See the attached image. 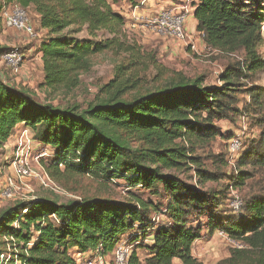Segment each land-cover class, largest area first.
I'll return each instance as SVG.
<instances>
[{
	"label": "trees",
	"instance_id": "1",
	"mask_svg": "<svg viewBox=\"0 0 264 264\" xmlns=\"http://www.w3.org/2000/svg\"><path fill=\"white\" fill-rule=\"evenodd\" d=\"M126 2L136 6L138 0ZM2 3L32 8L40 29L46 31L38 48L43 70L40 88L75 89L79 76L90 71L92 58L106 51L119 49L136 57L132 47L116 40L124 18L108 0ZM191 7L195 32L205 46L239 57L220 74V85H205L201 77L190 79L177 72L162 86L140 92L135 81L128 84L134 72L122 63L116 85L106 84L102 97L85 107H60L38 100L25 87L0 81V149L16 126L23 124L34 141L53 150L50 163L43 164L52 180L78 174L104 183L122 181L128 189L122 200L112 194L67 201L47 197L0 209V254L9 245L23 264H76V255L98 248L100 254L110 255L126 235L133 244L152 238L150 244H136L147 253L144 264H173V260L202 264L192 255L193 243L202 238V230L210 236L222 230L243 247L230 248L220 264H264V190L242 204L239 217L216 214L217 193L201 186L224 179L240 188L251 174L240 170L221 178L196 155L198 148L219 134L216 122L240 113L235 105L243 87L241 79L264 70L258 53L263 44L264 0H192ZM83 30L88 38L80 39L76 35ZM99 32L110 37L96 41ZM6 50L0 48V53ZM126 71L129 75L124 77ZM130 91L135 95L127 97ZM245 91L253 104L264 108L260 87ZM263 153L264 131L246 157L251 165H264ZM220 164L225 167L227 162ZM189 171L198 179L194 185L181 176ZM132 189L162 197L164 206L143 199L141 193L128 192ZM151 212L163 219L151 221ZM8 264H14L13 260ZM129 264H142L134 250Z\"/></svg>",
	"mask_w": 264,
	"mask_h": 264
},
{
	"label": "rangeland",
	"instance_id": "2",
	"mask_svg": "<svg viewBox=\"0 0 264 264\" xmlns=\"http://www.w3.org/2000/svg\"><path fill=\"white\" fill-rule=\"evenodd\" d=\"M108 2L112 9L124 18V24L116 35V40L121 42L123 47H132L136 57H131L130 54L124 53L119 49L95 55L92 58L90 71L79 76V85L71 91H50L40 88L41 74H39L37 67L31 66L29 68L26 65L28 58L25 61V67L27 66L29 69L23 68L26 73L24 75L22 70L18 77V83L15 81L14 76H7V79H10L9 81L12 80L13 84L18 87H25L31 90L33 95L40 101H47L60 107L71 104L85 107L89 102L103 96L106 84L116 85L122 70L119 69V66L122 63L127 64L134 72L128 84L130 85L135 81L140 87L138 91L141 92L151 91L162 86L166 78L177 72L190 79L201 77L205 85L217 86L220 85L218 81L220 74L229 63L239 61V57L228 56L210 50L196 33L191 36L192 40L180 43L162 38L152 32L150 20L155 14L175 6L187 11V15L190 17L192 0H153L150 2L138 0L136 6L130 5L126 0H108ZM27 12L39 36L34 39H27L17 31L5 30L0 27V48H6L7 50L17 48L28 57L29 54L37 51L41 42L45 40L46 33L40 29L38 24L39 17L34 10L27 8ZM188 27L191 28L190 24ZM262 30L263 44L258 53L260 58L264 60V28ZM76 36L80 39L88 38L85 30ZM109 37L107 33L99 32L95 40L102 41ZM32 69L36 71H32ZM122 75L127 77L129 72L126 71ZM24 77L25 79H22ZM240 84L243 87L240 89L241 93L237 95L235 105L240 110V113L231 116L229 120L216 122L215 126L218 128L219 134L196 151V155L201 158L203 166L209 172L217 174L221 178L235 176L236 171L240 170L248 171L251 174V178L240 188H233L231 186L232 182L230 183V181L228 182L224 179L208 181L201 186L206 192L217 193L219 208L216 210V214L219 213L223 217H239L241 215V208L237 213H234L231 208V202L235 198L238 197L242 207V204L251 196L257 195L264 190V165H251V159L246 157L251 148L260 141L261 133L264 131V108L253 104L248 95L244 94L245 90L252 86L260 87L264 92V70L251 79L242 78ZM133 95H135V91H130L126 96L130 97ZM262 98H264V93ZM21 133L22 131L19 129L14 134L13 139L10 142L6 141L0 149V168L13 159L18 150L16 142ZM233 137H239L242 148L238 155L231 157L228 154L227 143ZM38 148L40 147L36 146L28 150V155L34 157ZM44 148H47L48 156L41 159L39 164L33 163L35 177L20 184L19 197L24 200L23 202L47 197H58L61 201H67L84 195L105 197L109 194H112L113 198L118 200L125 198L128 189L124 182L104 183L78 174L66 173L58 180H53L56 186L54 190L44 186L41 183V168L44 169L43 164L47 165L50 163L53 154V150L50 147ZM221 161L227 162V165L225 167L221 166ZM181 176L191 185L198 182L193 171H189L184 175L181 174ZM128 192L141 193L140 196L143 199L151 200L160 207L164 206V200L160 196H153L148 192L134 189ZM14 203L0 202V209ZM154 217H156L155 223L163 219L159 214L149 213L151 221ZM200 220L203 224L204 220ZM193 225H196V222ZM201 234L202 238L193 245L194 257L202 264H220L228 256V251L231 247L216 237L215 234L210 236L205 230H202ZM128 243L133 245L135 252V248L138 245L132 242ZM143 244H145V241L139 247H142ZM140 249L136 253L139 254L140 258H143L147 253L143 248ZM8 250L9 252L12 251L10 248ZM173 262V264H179L177 260H173Z\"/></svg>",
	"mask_w": 264,
	"mask_h": 264
},
{
	"label": "built area",
	"instance_id": "3",
	"mask_svg": "<svg viewBox=\"0 0 264 264\" xmlns=\"http://www.w3.org/2000/svg\"><path fill=\"white\" fill-rule=\"evenodd\" d=\"M188 17L187 11L175 6L170 9L162 10L155 14L150 20L152 32L162 38L180 43L192 40L191 36L193 35L189 33L187 28ZM0 27L5 30L17 31L23 34L27 39H34L39 36L36 33V27L29 18L27 9L17 4L2 3L0 5ZM25 61H27V56L17 48L8 49L0 53V68L6 70L9 75L15 78H18L21 74L25 66ZM227 145L228 154L231 157L238 155L242 148L239 137H233L229 140ZM36 146L40 148L36 150L37 153L34 157H30L28 155V150ZM16 147L18 150L13 159L10 160L7 165L0 168V202H23L24 200L19 197L20 184L35 177L33 163L39 164L41 159L48 156L47 148H44L41 144L34 141L32 135H30L28 131H22L16 142ZM58 167L60 170L64 169L63 164H58ZM41 173V183L46 187H50L52 190L56 189L53 180L43 168H41ZM231 208L234 213L240 210L241 201L238 197L231 202ZM25 212V210L22 211L21 215ZM14 227H17V223H14ZM214 234L231 248L241 249L243 247L241 243L231 239L222 230H217ZM4 240L6 242L9 240L12 241V238H4ZM132 246V244L128 243V237L126 239L121 238L116 243L110 255L100 254L98 248L92 251V254L83 253L76 255L75 262L76 264H129L133 252ZM9 248L12 250L11 252H9ZM5 250V252L0 254V264H6L11 260H13L14 264H23L18 260L16 250H13L9 245L6 246Z\"/></svg>",
	"mask_w": 264,
	"mask_h": 264
},
{
	"label": "crops",
	"instance_id": "4",
	"mask_svg": "<svg viewBox=\"0 0 264 264\" xmlns=\"http://www.w3.org/2000/svg\"><path fill=\"white\" fill-rule=\"evenodd\" d=\"M150 1H153V0H144V2H150ZM187 23H188V24H187V28H188L189 33H190L191 35H193L194 33H196V32H195L196 20L194 19V16H193V9L191 10V15H190V17L188 18ZM189 24H190L191 28L188 27ZM190 29H191V30H190ZM42 31H43L44 33H46V31H44V30H42ZM196 34H197V33H196ZM197 35H198V34H197ZM198 36H199V35H198ZM1 43H2V42H1ZM29 51H31V50H29ZM30 53H31V52H30ZM40 56H41V53L38 51V49H37V51H36L35 53H33V54H29V56L27 57V58H28V61H27V64H26V65L29 66V68H30L31 66H32V67H37V70L39 71V74H41V82H42V79H43V70H42V60L40 59ZM27 66H26V67L24 66V68L29 69ZM35 69H36V68H35ZM23 71H24V70H23ZM32 71H36V70L32 69ZM23 73H24V75H25L26 72L24 71ZM7 76H10V75L8 74V72H7L6 70L0 68V81H2L3 83L8 84L9 86L18 87L17 85H14V84H13L12 80L9 81L10 79H7ZM10 77H12V76H10ZM22 79H25V77L22 78ZM15 81H17V83H18L19 79H18V78H15ZM19 129H20L21 131H28L30 135H33L32 132H31L27 127H25L23 124H18V125L16 126L15 133H17ZM15 133H14V134H15ZM13 136H14V135H12L11 137H9V139H7V141L10 142V141L13 139ZM122 238H123V239H126L127 236L125 235V236L122 237ZM151 240H152L151 237H147V238H145L143 241H145V244H150V243H151ZM196 242H197V241H196ZM196 242H194L193 245H195ZM139 243H142V242H140V241H139V242H135V244H139ZM193 245H192V255H193V257H194ZM135 250L138 252V251H140L141 249H140V248H136ZM136 251H135V252H136ZM92 253H93L92 251H89V252H87L86 254H92ZM136 254H137V253H136ZM137 256H138L139 260L141 261V263L144 264V263H143V260L145 259L146 255L143 256V258H140L139 254H137ZM173 263H174V262H173Z\"/></svg>",
	"mask_w": 264,
	"mask_h": 264
},
{
	"label": "bare ground",
	"instance_id": "5",
	"mask_svg": "<svg viewBox=\"0 0 264 264\" xmlns=\"http://www.w3.org/2000/svg\"><path fill=\"white\" fill-rule=\"evenodd\" d=\"M264 28V27H263Z\"/></svg>",
	"mask_w": 264,
	"mask_h": 264
}]
</instances>
